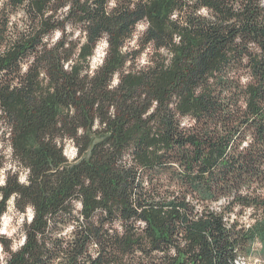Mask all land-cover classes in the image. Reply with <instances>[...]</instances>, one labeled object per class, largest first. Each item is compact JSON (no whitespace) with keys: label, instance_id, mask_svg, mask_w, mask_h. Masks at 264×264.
I'll return each instance as SVG.
<instances>
[{"label":"trees","instance_id":"1","mask_svg":"<svg viewBox=\"0 0 264 264\" xmlns=\"http://www.w3.org/2000/svg\"><path fill=\"white\" fill-rule=\"evenodd\" d=\"M9 6L27 20L0 9V140L28 183L6 170L0 213L16 192L35 216L4 264H234L255 243L264 264V0Z\"/></svg>","mask_w":264,"mask_h":264},{"label":"clouds","instance_id":"2","mask_svg":"<svg viewBox=\"0 0 264 264\" xmlns=\"http://www.w3.org/2000/svg\"><path fill=\"white\" fill-rule=\"evenodd\" d=\"M7 0H0V9H4L5 11L8 12L9 15V22H8V28L9 30H11L12 28V22L15 21L17 22V24H19L20 29H23L26 27V25L24 23L21 22V17H24L25 20H27V16L24 13L23 8H19L18 10H16L15 12H10V6L8 9H5V4H6ZM27 0H24V3H26ZM68 7H70V4L67 5L65 8L61 9L62 12H67L68 11ZM46 15L48 13H45ZM141 27L145 26L143 24L140 25ZM77 35H80V33H77ZM61 36V31L59 29H55L54 30V35L52 37V43H55L56 40H58ZM45 40L48 39L47 36L44 37ZM84 41L82 40L81 43H83ZM129 43L133 46H135L136 42L135 39L133 38L132 40L129 41ZM49 47H51V44H49ZM108 47V43L105 39H101L99 41V45L98 47L95 48V55L92 59V64L91 67L94 69L96 68V66L100 63H102V58L105 55V51L104 49H106ZM0 48H2V46H0ZM121 51H123L124 49L121 48ZM70 63V62H69ZM69 63H65L64 67L68 68ZM26 67V65L24 66ZM118 83V80H113V85ZM68 148L66 150V154L69 157H72L76 154L77 149L75 147L72 146V142L71 140H69L68 142ZM8 167H13V165L11 164H7L5 165L3 168H0V186H4L6 184V176H5V172L6 169ZM13 171H15V167H13ZM28 174V170L24 171L23 173H21L19 175V182L20 183H24L27 184L28 181L26 180V176ZM18 195V193L13 192L9 195L7 201H6V210L3 213H0V235H6L8 237H12L13 233L16 232L17 228H19L21 226V224L25 221V219H27L28 223L31 224L34 216H35V212L32 206H26V210L18 215V218L16 220V224L15 226L12 225L11 221H12V216L9 215L10 212H13V208H14V200L16 198V196ZM3 193H0V199H3ZM26 242V237L21 234V238L18 240H15L12 244H11V248L13 251H15L19 246L25 244ZM3 249V243L0 242V260L3 259L4 256L7 255V253L2 251Z\"/></svg>","mask_w":264,"mask_h":264},{"label":"rangeland","instance_id":"3","mask_svg":"<svg viewBox=\"0 0 264 264\" xmlns=\"http://www.w3.org/2000/svg\"><path fill=\"white\" fill-rule=\"evenodd\" d=\"M141 24H143V23H139L137 26H136V28H135V32H134V35H133V37H132V39L134 38L135 39V42H136V40H137V38H138V36L142 33V31L144 30V27L145 26H143V27H141L140 25ZM144 25V24H143ZM54 35V34H53ZM53 37V36H52ZM104 39V38H103ZM131 39V40H132ZM130 41V40H129ZM129 41L127 42V46H129V48H133L134 46L133 45H131L130 43H129ZM98 45H99V42H98V44H97V46L96 47H98ZM135 46H136V44H135ZM94 55H95V52H94ZM94 55H93V57H94ZM93 57H92V59H93ZM92 59H91V64H92ZM144 59H145V57H144V55L141 57V63L144 61ZM69 140H67V141H65L64 142V154H65V156L69 159V160H72L74 157H75V155L74 156H72V157H69L67 154H66V150H67V148H68V142ZM72 146L74 147V145L72 144ZM0 152L4 155V157H5V161H6V163H5V165H7V164H11V165H13V167H15V171L17 172V174H18V177H19V175L21 174V173H23L25 170L22 168V167H20L14 160H13V158H12V156H11V149H10V146H9V142H8V140H6V137L4 136H2V140H0ZM13 167H8L6 170H11V171H13ZM5 174V173H4ZM75 206H76V208H79L80 207V204L78 203V202H75ZM19 214H21L19 211H17L16 210V208L14 207L13 208V212H10L9 213V215L10 216H12V221H11V223H12V225L13 226H15V224H16V220H17V218H18V215ZM242 220H243V222H246L247 221V219H246V217L245 218H242ZM25 221H27V219H25ZM24 221V222H25ZM24 222L21 224V226L19 227V228H17V230H16V232H14L13 233V236L12 237H8V236H6V235H0L1 237H2V239L4 240V243H5V245H8L9 246V248L12 250V248H11V244L15 241V240H18V239H20L21 238V234H23V224H24ZM28 222V221H27ZM69 230H70V227L69 228H67V232H69ZM260 248H261V245H260V243H255L254 244V249H253V251H252V254L250 255V257L248 258V259H241L242 260V262L243 263H241V264H260V262H262V260H261V256H260V254H259V250H260ZM2 251L3 252H5V248H4V245H3V249H2ZM6 253V252H5ZM5 259H6V256H4L3 257V259L2 260H0V264H4V262H5Z\"/></svg>","mask_w":264,"mask_h":264},{"label":"bare ground","instance_id":"4","mask_svg":"<svg viewBox=\"0 0 264 264\" xmlns=\"http://www.w3.org/2000/svg\"><path fill=\"white\" fill-rule=\"evenodd\" d=\"M241 259H242V258H237V259L235 260V263H234V264H241V263H243Z\"/></svg>","mask_w":264,"mask_h":264}]
</instances>
